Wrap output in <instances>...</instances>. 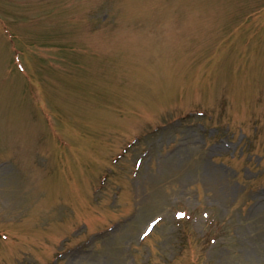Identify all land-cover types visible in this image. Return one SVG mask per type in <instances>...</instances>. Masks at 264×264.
Listing matches in <instances>:
<instances>
[{"label":"rangeland","instance_id":"374dc122","mask_svg":"<svg viewBox=\"0 0 264 264\" xmlns=\"http://www.w3.org/2000/svg\"><path fill=\"white\" fill-rule=\"evenodd\" d=\"M0 264H264V0H0Z\"/></svg>","mask_w":264,"mask_h":264}]
</instances>
